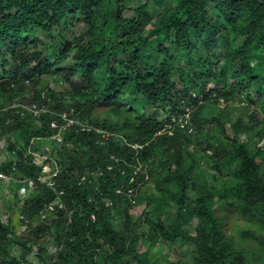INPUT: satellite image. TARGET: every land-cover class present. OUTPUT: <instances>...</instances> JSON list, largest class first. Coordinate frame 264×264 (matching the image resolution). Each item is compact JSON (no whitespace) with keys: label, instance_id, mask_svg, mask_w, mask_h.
<instances>
[{"label":"trees","instance_id":"1","mask_svg":"<svg viewBox=\"0 0 264 264\" xmlns=\"http://www.w3.org/2000/svg\"><path fill=\"white\" fill-rule=\"evenodd\" d=\"M126 8L125 0H0V128L18 132L16 139L8 138L15 157L0 165V172L16 180L13 205L3 204L11 220L3 222L0 214V254H9L10 243L31 244L45 235L49 225L39 219L47 211L68 228L59 230L54 260L40 255L44 264H125L131 255L134 264H245L249 259L264 264V145H246L213 129L222 100H242L244 94L253 103V91L264 112V0H145L130 15ZM78 14L85 32L75 38L61 34L53 56L52 44L39 47V34L58 41L55 29H65ZM51 79L66 87L57 90ZM25 81L43 83L33 101L47 105L48 112L38 125L31 114L21 117L23 109L11 107L14 101L28 102L22 99ZM150 107L155 110L147 111ZM187 108H193V132L178 123ZM63 112L81 124L68 127L61 144L53 140L60 172L50 188L39 180L40 146L33 142L56 135L59 129L51 122L62 123ZM237 128L250 130L245 123ZM192 144L198 147L194 152ZM204 160L222 175L232 169L231 178L217 180L213 173L217 187L209 186V171H198ZM139 164L159 188L157 212L168 202L176 212L158 216L154 228L168 245L192 244L194 258L189 249L173 258L151 248L139 252L137 242L151 239L152 232H129L113 223L112 207L123 196L117 190L127 191ZM83 176L88 179L80 182ZM28 177L35 187L18 210L28 228L17 233L12 215L25 198L18 180ZM216 205L249 223L240 232L249 246L231 241ZM192 221L194 233L186 228ZM0 264L38 263L25 253L19 259L0 257Z\"/></svg>","mask_w":264,"mask_h":264},{"label":"rangeland","instance_id":"2","mask_svg":"<svg viewBox=\"0 0 264 264\" xmlns=\"http://www.w3.org/2000/svg\"><path fill=\"white\" fill-rule=\"evenodd\" d=\"M145 0H125L126 8V15H130L132 8H134L139 2H143ZM176 1V0H174ZM149 10L151 14L156 17L158 13L157 6L151 2ZM78 17L73 20L65 29L62 27L55 29L54 38L58 41L53 42L52 37L46 35V34H39L38 38L41 40V44L39 45L40 48H46L49 46V44H52V52L51 56L56 55L57 53V46L59 43V38H61V34L75 38V36L82 34L87 30V25L85 24L83 20V15L78 14ZM33 39V37H32ZM239 42V41H238ZM72 62V61H70ZM69 65V63L67 64ZM62 67H66V64L61 65ZM61 66L57 68H61ZM49 82L53 86L56 87L57 90H63L64 87H66L65 83L60 82L59 80H53L51 79ZM27 85V91L22 99H25L27 101L35 100L34 95L37 88H41L43 83L40 85L32 84L30 83L28 85V82L25 81ZM48 83V80L47 82ZM45 83V84H46ZM62 83V84H61ZM242 92V91H241ZM252 100L253 103H250L245 100L244 94L243 99L238 98H232V100L228 103L222 100L220 104L218 105L220 110H218L214 115L219 116L220 122H214V132L217 135H228L230 137H234L238 140L243 141L246 145L253 144L254 141L259 143V145H264V112L260 109V105L262 104V100L260 96L257 95V93L252 91ZM15 99H18L16 97ZM37 101V100H36ZM39 102V101H38ZM17 102L11 103V106L15 105ZM43 104L42 102H39ZM32 103H29L27 107H29ZM33 106V104H32ZM45 108L47 105H45ZM143 106V104H142ZM8 107H5L4 110H7ZM148 110H155L152 107L147 108ZM156 111H160L156 110ZM187 112L184 115H180L179 117V125L181 128H186L188 131H194L195 127L193 122L191 121L192 115H193V108H187ZM190 111V112H189ZM23 112H28L27 110H23ZM26 114L30 113H21V117H24ZM34 118V122L36 125L40 124L39 117L31 114ZM102 117H104L102 115ZM106 117V115H105ZM257 118V119H256ZM174 121V119H173ZM192 122V123H191ZM243 123L250 126V130H244L241 129L240 132H238L237 126L241 125L243 127ZM223 126H222V125ZM189 125V126H188ZM253 125V127H251ZM212 128V126H211ZM173 131V130H171ZM192 131V132H193ZM18 132H10L8 133V130L4 131L2 128H0V164L2 160L5 158L15 157V152H10L9 150V142L8 138L12 137L13 140L16 139ZM57 135V134H56ZM262 135V136H261ZM64 136V134H63ZM261 136V137H260ZM53 138V139H52ZM39 138L38 140H34V145L39 144L40 150L36 151L37 155L39 157H35V161H37V164H44L46 169H55L56 166V156L51 152V150H55L54 148V141H58L56 138ZM62 141H58V143H62ZM20 147V146H19ZM190 149L192 152L194 150L198 149V147L195 146V144L190 145ZM211 154V152H208ZM197 154V153H196ZM203 155V152H199V155ZM58 156V155H57ZM45 159V160H43ZM47 159V161H46ZM43 161V162H42ZM149 163V162H148ZM236 166V165H235ZM148 169V168H147ZM208 170L209 172L206 175V181L208 182L209 186H216L215 181L213 179V173L214 178L217 180H222L224 177L226 179H230L231 176L227 175L231 172L232 169H227L223 172V175L220 173L215 172L209 165V162L207 160L203 161L202 166L198 169V171ZM177 168L174 166L169 171L175 172ZM142 173H145V181L143 183L139 182L137 186L134 185V180H137L139 177L142 176ZM198 173V172H197ZM100 173H97V175ZM197 178V176H196ZM128 184H131L127 191H124V189H118L117 192L121 193L122 199L118 206L112 207V213H113V223L118 227H124L125 229H128L130 231H135L138 233L142 232H149L151 231V235L153 237L151 239H147L145 236L140 238V240L137 242L136 248L139 252L147 251L149 248H151L152 252H154L156 255H159V253H169V256L177 257L181 256L183 252H187V249H192V244H179V242H176L175 244L168 245L162 240V237L160 234L157 233L156 229L154 228V221L158 220V216H161V218H165L168 212L172 211L175 212V208L171 203L168 202V205L162 209V211L157 212L156 208H154V202L156 198H160L161 194L159 191V188H157L156 182L151 179V175L147 170L144 169L142 164H139V166L136 168L134 175L130 178ZM4 185V184H2ZM9 193L3 194L0 193V214L2 215V221L7 222L10 219L7 215L9 214V211L5 210L3 207V204L5 202H12L15 199V195L13 193L14 188L16 187L15 183L11 182L9 184ZM1 186V183H0ZM1 192V191H0ZM25 198H22V201L20 202L19 207L16 209V211L12 215L13 223L17 226L15 227L17 233H21L26 231L28 228V221H24L22 214L19 212L20 207L24 204ZM108 203L112 206L114 204V201L110 198L108 199ZM218 209V213L221 215L223 228L227 234V236L231 239L232 242H235L238 246H249V241L245 240L241 237L240 232L242 230H245L249 227V223L239 216L237 213H232L229 210H226L225 208L221 207L220 205H216ZM19 210V211H18ZM55 211V210H54ZM171 212V213H172ZM129 215L132 216L131 219H129ZM149 216L152 218H149ZM41 219L40 224L49 225V230L45 232V235L40 236L34 241H32L31 244H24L20 242H13L8 244L7 251L9 254L2 253L0 254V257H13V258H21L23 254L27 253L28 258H30L33 262L38 264H44V259L47 258L48 260H54L56 258L57 252H58V240L57 236L60 233V229L62 231H66L68 226H60L56 219H58L59 215L54 212H47L43 211L41 213ZM166 220V219H164ZM39 223V221H38ZM135 223V224H133ZM133 224V225H132ZM133 228V230L131 229ZM186 228L194 233L195 232V221H192L190 224L186 226ZM61 231V232H62ZM146 235V234H145ZM32 245V246H31ZM93 253V251L91 252ZM40 255L43 256L40 257ZM189 256L194 258L195 255L190 251ZM125 264H134V258L133 256H129L127 259L124 260ZM253 259H249L247 263L245 264H253Z\"/></svg>","mask_w":264,"mask_h":264},{"label":"built area","instance_id":"3","mask_svg":"<svg viewBox=\"0 0 264 264\" xmlns=\"http://www.w3.org/2000/svg\"><path fill=\"white\" fill-rule=\"evenodd\" d=\"M29 103H32V104L28 106ZM22 106V107H21ZM11 107H15L16 109H20L22 108L23 110H27L28 113L30 114H33L37 117H39L41 114L43 113H46L48 112V108L44 106V104H41L39 102H36V101H32V102H25V101H19L17 103H15V105L11 106ZM23 110H21L22 112L21 113H25L23 112ZM61 119H63V122L60 123L58 121V119H53L52 122H51V126L54 127V128H58L59 129V132L57 133V135H54L53 137L56 138L58 141H62L63 140V134L65 131H67L68 127H71L73 126L75 123L76 124H81L80 121L76 118H72L69 116V114L67 112H63V113H60L59 114ZM82 129H86L85 126L82 125ZM136 147H141V145H137L136 144ZM6 160V158L4 160H2L1 164ZM45 160V159H43ZM37 162V161H36ZM43 162V161H42ZM0 164V165H1ZM42 165L43 169H42V174L39 176V180L44 182V183H47V186H49L50 188H54L55 187V181H54V178L57 176V174L60 172V168L57 166L55 169H46L47 166H45L44 164H40ZM88 178L86 176H83L80 180V182H85ZM16 181V180H15ZM13 178H11V176H9L7 173L5 172H0V183H1V186H0V193H9V184L11 182H14L16 183ZM91 181V180H90ZM134 181V179H133ZM4 184V185H2ZM18 192L19 194L22 196V197H26L27 195L30 194V192L34 189L35 187V180L34 178H31V177H28V178H22V179H19L18 180ZM60 200L59 199H56L54 201L55 204H59ZM54 208V204H51L49 207H48V210H53ZM93 219H95V216L93 215Z\"/></svg>","mask_w":264,"mask_h":264},{"label":"clouds","instance_id":"4","mask_svg":"<svg viewBox=\"0 0 264 264\" xmlns=\"http://www.w3.org/2000/svg\"><path fill=\"white\" fill-rule=\"evenodd\" d=\"M33 101V100H32ZM31 100L30 101H28V102H32ZM138 145V144H137ZM134 147H136V144L134 145Z\"/></svg>","mask_w":264,"mask_h":264}]
</instances>
